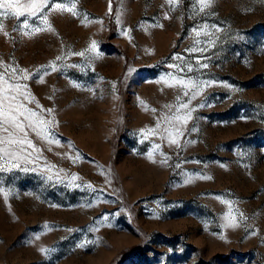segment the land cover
Wrapping results in <instances>:
<instances>
[{
    "label": "rangeland",
    "instance_id": "rangeland-1",
    "mask_svg": "<svg viewBox=\"0 0 264 264\" xmlns=\"http://www.w3.org/2000/svg\"><path fill=\"white\" fill-rule=\"evenodd\" d=\"M12 2L0 264H264V0Z\"/></svg>",
    "mask_w": 264,
    "mask_h": 264
},
{
    "label": "snow or ice",
    "instance_id": "snow-or-ice-1",
    "mask_svg": "<svg viewBox=\"0 0 264 264\" xmlns=\"http://www.w3.org/2000/svg\"><path fill=\"white\" fill-rule=\"evenodd\" d=\"M45 2H46V0H32V2L30 4L22 5V7H23L24 11L29 12L32 15H35V12L39 11V7ZM173 2H174V0H169V3H173ZM200 3L202 5V7H207L211 3V0H200ZM14 7H16V5L12 2V0H0V8L7 9V8H14ZM74 7L75 6L73 5V7H71V8L64 9L63 5H57V9L58 10L62 9V10H65V11L73 12V14H75ZM6 14L7 13H0V15H6ZM13 14L15 16L19 17V16L23 15V12L18 9ZM25 26H27V25H25ZM0 28H2V25H0ZM36 31H40V29H36ZM92 47L94 49L95 45L93 44ZM81 55H82V53H81ZM25 78H27V77H25ZM185 107H186V105H185ZM17 127H21V126L17 125ZM171 142L172 143H176L175 140H172ZM29 147H31L30 143H29ZM74 179H75V177H74ZM229 226L235 227L236 225H235V223H231L230 222Z\"/></svg>",
    "mask_w": 264,
    "mask_h": 264
}]
</instances>
